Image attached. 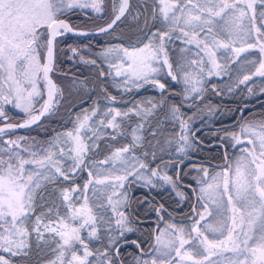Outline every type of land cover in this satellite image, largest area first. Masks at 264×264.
<instances>
[{
	"label": "snow or ice",
	"instance_id": "snow-or-ice-1",
	"mask_svg": "<svg viewBox=\"0 0 264 264\" xmlns=\"http://www.w3.org/2000/svg\"><path fill=\"white\" fill-rule=\"evenodd\" d=\"M158 3L161 5L158 11L167 24V31L157 30L151 33L148 42L134 52L124 49L129 60L126 66L110 59L118 49L107 48L99 55L110 69H117L116 76L124 77L122 82L113 80L117 88L123 87L130 91L131 88L154 85L160 90V102L148 99L146 104L150 107L141 108L137 105L136 115L143 113L145 117L151 116L155 109L167 106V118L179 122V131L175 133L178 140H168L167 143L175 142V150L186 153L192 147L190 137L194 136L190 131L191 122L205 110L209 114L215 111L209 104L205 103L201 107L197 103L204 100L205 72L208 77L213 74L221 75L224 65L220 60L231 59L232 53L238 58L240 53L256 50L261 58L259 61L248 62L258 63V67L251 75H245L239 83L250 80L252 75L264 76V9L259 11L257 17V0H158ZM259 3L264 6V0H259ZM102 4L103 0H0V121H3L0 123V264H20L12 258L30 255L29 237L33 233L36 234L38 247L41 240L48 243L45 232L59 237L54 249L58 250L56 259L48 264H124L120 249L129 242L126 233L135 231L128 214L130 198L127 191H121L125 189V181L133 177L134 180H142L146 187H156L152 177H158L176 190L173 178L162 175L159 166L150 168L146 162L135 157L132 159L136 162L130 163V158L125 153H129L132 147L142 146V137L137 135V129H133L132 145L118 148L105 159L93 162V167L95 163L111 162L117 173L112 178L119 182L112 185V196L108 198L116 227H112L111 219L105 222L108 240L103 250H91L81 235V231L86 229L89 238L99 239L97 216L88 207L87 197L81 207H76L73 203L76 197L71 193L77 192L78 187H66L59 191L60 197L66 202L67 214L60 216L57 212V218L53 220L49 209L48 213L41 211L35 215L34 221L32 219L36 208H43V204L37 203V195H40L41 201L45 200V196L37 191L42 188L40 181L35 179L37 176L53 184L59 177L65 181L71 180L69 172L75 173L77 170L87 169L89 176H92V170L85 160L89 152L99 145L95 140L90 145L87 141L91 137L84 135L82 130L92 132L96 140L101 138V134L94 131V125L90 123L98 109L93 108L90 112L85 110L82 116L78 114L74 129L58 133L46 144L36 141L34 137H5L15 129L30 128L46 114H54L60 103L57 98L59 89L49 74L54 71L57 37L69 32L80 36L91 34L74 28L61 17L73 9L90 8L95 13H102ZM127 8L128 0H121L119 9H113L117 13L115 18L97 31L104 33L112 29ZM153 11L155 14L156 9ZM177 31L182 35L176 39H181L183 44L194 45L196 51L181 48V53L192 52V55H183L174 70L166 43L173 39L172 34ZM238 42L239 47L236 46ZM221 49L225 51L221 53ZM71 51L75 55L78 50L73 48ZM80 59L85 64H97L95 59H86L83 55ZM164 68L168 69L167 75L172 81L182 86L178 93L181 97L179 103H168L163 95L167 91L166 85L158 77ZM105 75H111V72H100L101 77ZM41 82L44 88L39 87ZM213 89L215 90V86ZM45 90L48 98L43 101L37 113V98H42ZM231 90L230 88L229 91ZM217 95L220 93L217 92ZM107 99L115 101L116 98L109 96ZM5 105L18 109L27 118L21 123L11 122ZM181 105L195 107L196 112L185 118ZM131 111L133 109H129ZM128 114L109 106L99 123L118 130L121 125L116 122V117ZM223 139H230L233 147L240 145L241 155L236 157L234 166L230 163L223 173L212 175L210 182L197 181L201 185L197 200L204 205L205 211L208 209V202L223 210V198L227 196L233 213L230 217L231 224L224 219L218 220L215 225L205 224L203 229L213 233L212 236L206 235L200 227V222L205 220V213L194 206L193 212L199 219L193 218L190 231L174 223H169L167 230L157 229L155 244L151 246V257L145 254L137 240H132L131 243L139 249L132 264H185L186 261L203 264V260L209 257L201 258V248L209 255L216 254L213 249L232 253L229 264H264V118L246 120L241 117L239 132L226 130ZM22 153L28 155L24 156ZM144 155L147 156L148 153L145 152ZM155 155L153 151V159ZM61 158L71 160L72 164L67 168L63 167ZM116 162L123 167L116 168ZM140 170L150 172L151 175H145ZM199 170L205 176L209 175L206 168ZM90 183L91 180L85 183L84 189ZM96 183L103 181L97 179ZM56 191L52 190L53 193ZM177 196L184 199L183 192L177 191ZM234 199L239 201V206L234 203ZM161 208L155 209L157 215L161 214ZM192 233H195V237ZM76 245L83 249L82 255ZM185 245L190 247L185 248ZM93 256L95 260H90L89 257Z\"/></svg>",
	"mask_w": 264,
	"mask_h": 264
},
{
	"label": "trees",
	"instance_id": "trees-1",
	"mask_svg": "<svg viewBox=\"0 0 264 264\" xmlns=\"http://www.w3.org/2000/svg\"><path fill=\"white\" fill-rule=\"evenodd\" d=\"M116 2L117 0H104V10L101 15H94L90 11L81 9H73L61 18L68 21L74 28L85 31L94 30L88 28V25L96 21L99 25L98 29L107 25L112 20L115 15L113 9ZM159 7L158 0H130L128 10L111 31L96 36L73 37L64 34L58 37V44L55 49L54 71L51 72V77L59 89L57 98L60 100V103L54 114L46 115L36 126L23 131L14 130L7 133L6 136L24 135L29 138L34 137L36 141L46 144L58 132L65 129L64 126L66 124L67 126L69 125L70 118L79 109L76 107H89L95 101L99 102V99L106 94L105 87H109L105 77L100 76L101 71L96 65H73L70 63L67 59V50L73 47L77 50L88 48L92 51H100L105 45L115 44L116 42L124 44L129 48L140 46L144 42H147L148 36L158 29L156 15L159 13ZM154 9H156L155 14ZM162 28L158 30L167 31V25L164 24ZM172 35L173 39L170 43H172L175 52L181 48H192L190 45L183 44L181 39H176L178 37L177 32H174ZM175 52L171 54L175 62L181 61V57L185 54L188 56L192 55V52L181 53L180 57H177ZM163 95L168 103H179L181 100L179 95H170V99L166 97L165 93ZM40 102H42V99ZM197 103L201 107L205 103L209 104L215 111L209 114L205 110L195 117L190 125V131L194 133V136L190 137L192 147L186 153H182L178 160L169 161L174 163L172 172H174L176 185L185 191V193L183 192L184 199L182 202L177 201L174 196L165 190L156 191L148 189L134 182L129 183L127 186L130 198L128 201V214L135 231L126 234V239L129 242L123 244L120 249L124 264H132L134 256L139 254V249L131 243L132 240H137L144 249L145 254L149 256L151 246L154 244V229L160 223L156 208H161L162 206L160 216L171 218L174 221H178L179 219L188 221L187 218L194 214L192 209L195 206L196 200L194 194L195 182L194 179L190 178L192 171L185 173L183 172V167L191 162L200 164L209 162L212 163L211 166L213 167H220L219 165L228 157L226 153L227 146H223L225 152L216 144L219 141L221 144L226 145V140L220 139V130L238 121L240 116L244 119L255 118L259 120L264 118V92L247 98H240L235 94L217 95L216 91L206 87L203 102L197 101ZM5 110L13 123H19L26 118L25 115L18 114L7 107H5ZM181 110L185 114V118L196 112L195 107H186L184 105H181ZM166 112L167 106L155 109L153 114L148 116V123L143 132L144 139H149L148 134L150 131L152 133L163 131L167 135L175 136V133L179 131V126L176 122L167 118ZM132 122L133 119L128 125L123 124L125 133L129 132V126ZM0 123H3V121H0ZM126 140L117 142L101 141L100 143L103 144L99 147L101 150L99 158L108 153L116 143L122 145ZM87 158L95 159L96 157L91 153ZM85 163L87 164V159ZM179 163L182 164L180 165L179 172H177V165ZM87 171V169L78 170L71 180L61 181L58 179L56 183L63 185L67 182L80 189L87 182ZM52 184L46 182L42 185V190L47 189ZM50 208L52 209L53 205H50ZM97 228L99 239L88 241L90 249L94 252L96 249L103 250L108 240L106 228L101 230L98 225ZM29 243L31 246L29 256L23 258L14 257L12 259L19 261L20 264H40L49 257L51 246L48 243L39 242L38 247L37 240L33 234L29 237ZM112 254L115 255L114 252ZM89 259L95 260V256L89 257Z\"/></svg>",
	"mask_w": 264,
	"mask_h": 264
},
{
	"label": "rangeland",
	"instance_id": "rangeland-1",
	"mask_svg": "<svg viewBox=\"0 0 264 264\" xmlns=\"http://www.w3.org/2000/svg\"><path fill=\"white\" fill-rule=\"evenodd\" d=\"M103 4H104V0H103ZM103 4H102V7L104 9ZM119 5H120V0H117L114 7L118 10ZM255 7L257 9V17H258L259 11L264 9V6H262L259 3V0H257ZM128 8H129V5H128ZM81 10L90 11L94 15L102 14V13H95L90 8L81 9ZM114 14L116 13L114 12ZM156 18L158 21V29H163L162 28L163 25L164 24L167 25V24L163 20L162 15L158 13L156 15ZM160 19H161V23H160ZM98 26H99L98 22L94 21L88 25V28L97 29ZM177 33H178L177 36L180 37L181 33L179 31H177ZM253 39H255V37H253ZM147 42H144L140 46H137V47L133 46L131 48L127 47L124 44L116 42L115 44L105 45L103 49L100 51H92V50H89L88 48H84L83 50H78L75 55L71 51L73 47L67 50V59L73 65H77V64L84 65L85 63L81 62V59H80L81 55H83L86 59H95L97 61L96 66L99 68L100 71H103L105 73L111 72V75L104 76L106 79V83L109 86V87H105V90H106L105 96L99 99L100 100L99 102L95 101L94 103H92L89 107L88 106H84L82 108H80L79 106L76 107L77 109L78 108L79 109L76 111L73 117L70 118L69 125L67 126L66 124L64 126L65 129L58 132V133H63L68 130L74 129L75 127L74 122L76 121L78 114L82 116L85 110H88L90 112L93 108L98 109L97 115L92 118V121H90V123L94 125V131L99 132L101 134V138L99 140H96L92 132H87V130H82L84 135L91 137V139L87 141L90 145L93 143L94 140H95V143L99 145L98 147H94L92 151L89 152L88 154V155H91V153H93L96 158L95 159L86 158L88 168L92 170L91 177L89 176V173L87 171V178H88L87 182L91 180V183L89 184V187L87 189H84V186H83L77 192L71 193V195L73 197H76V199L73 201L76 207H81L82 205H84L85 197H87L88 207L91 208L92 212L97 216V221H98L97 225L100 226L101 230L106 228L105 222L110 219L113 221L112 227L113 228L116 227L114 223L115 217L113 216V213L111 210L112 206L108 203V198L112 196V191H113L112 185L114 183H119V182L115 181L112 178L117 173L113 169V165L111 162L109 164L95 163V167H93V162H98L99 160L105 159V157L110 155L113 151H115L118 148H121L125 145H132L133 144V140H132V130L133 129H137V135H140L142 137V141H141L142 146L132 147L129 153H125V155L129 156L130 163L136 162L135 159H132V157H135L136 159L140 161L146 162L150 168H157V166H159V170L162 175H168L172 177L173 180L175 181L174 172H172L174 168L173 167L174 163H172V161L178 160L180 156L182 155V153L179 154L175 150L176 149L175 142H173L172 144L167 143L168 140H173V141L178 140V136L176 135L170 136L164 133L163 131L156 132L155 135H153L152 131H150L148 134L149 139L146 140L143 138L144 136L143 132L145 131L144 128L146 127L148 123V116L145 117L143 113H141V115H136V110H137L136 106L140 105L141 108L150 107V105L146 104V101L150 98L154 99L157 103H159L161 96H162V93L160 92V90L155 88L154 85H144L143 87L139 89L131 88L130 91L125 90L123 87L117 88L116 86H114L113 80L122 82L124 77L116 76L115 72L117 69H110L108 67V64L105 63L104 58L99 55V53L103 52L107 48L118 49L117 51L112 53L110 59L116 64L122 63L123 65L126 66L129 63V60H128V57L125 55L124 49H127L129 52H134L135 49L143 47V45ZM190 46H192V49L196 51L194 45H190ZM236 46L237 47L240 46L239 42L237 43ZM170 48H173V49H170ZM166 50H167L170 62L173 64V69L175 70L176 65L181 61L175 62L172 59L171 54L175 52V49L174 47H172V43H170V41L166 43ZM224 51H225L224 49L220 50L221 53H223ZM228 51L230 52V49ZM180 54H181L180 49L175 52V55L177 57H180ZM231 56H232L231 59H228V60L222 59L219 61L221 64L224 65V69L221 71V75L213 74L211 77H208L207 72L203 74L204 80H205V87H208V88H211V90H214L213 86H215L214 91L219 92L220 94H223V95L235 94L237 95V97H240V98H247L252 95L253 96L257 95L260 92L261 93L264 92V76L252 75V78L250 80L246 81L243 84L239 83V81L242 80L245 75H251L252 73L255 72L256 67H258V63L253 64V63H249L248 61H252V60L259 61V59L261 58L260 53L256 50H249V51L240 53L238 58L235 56L234 53H232ZM167 71L168 69L164 68L163 73L160 74L158 78L160 82L166 85L167 91L165 92V94H166V97L170 99V95L172 96L178 95V93L181 91L182 86L173 82L171 77L167 75ZM39 87L43 88V82L40 83ZM230 88L232 89L231 91H229ZM249 89H251L252 91L249 92ZM109 96L115 97L116 98L115 101H109L107 99V97ZM41 99L43 100V98H40V97L37 98L38 103L35 105L36 111L40 109ZM109 106L116 108L121 113H124V112L129 113L128 116H117L116 117V122L121 125L120 129L118 130L113 129L111 127H107L106 125H101L99 123L100 119L103 118L102 114L107 110V107ZM4 107H7L8 109H12V111H16L18 114L25 115L23 112L19 111L18 109L13 108L11 105H5ZM129 109H133V111L129 112ZM112 115H115V113H112ZM110 118L111 117H109V119ZM132 119H133V122L129 126V132L127 131V133H125L123 130V124L125 123L128 125L129 123H131ZM239 119H241V116L239 117ZM253 119L255 118H247L246 120H253ZM240 122L241 120L238 123H236V125H231L227 128L221 129V131L219 132L221 135L220 139H222V137L225 136L226 130L227 131L235 130L238 133ZM176 123L179 126V122L177 121ZM141 125H143V127H141ZM17 136H24V135H8L5 138L15 139ZM113 136H115L116 138L113 139L112 138ZM125 139L127 140L124 144L120 145L119 143H116L114 146H112L113 148L108 153H106L105 155L99 158L100 156L99 154L101 151L99 147H101L100 145L103 144V143H100L101 141L117 142V141H121ZM224 140H226L225 141L226 146H227L226 153L228 154V157H227L228 160H227L226 166L213 167L209 163L200 164V163L191 162L183 167V172L185 173L192 171L191 173L192 175L190 176V178L194 179V182H195V188H194L195 198H196L195 206L197 207L199 211H204L205 213V220L200 222V227L203 231H205V234L209 236H212L213 233L207 232L205 229H203V225L205 224L215 225V223L221 219H224L226 220L228 224H231L230 217L233 215L228 205L227 196H224L223 198V202H224L223 210L219 209L215 204L208 202V209L207 211H205L204 205L201 203H198V200H197L199 189L201 187V185L197 181L199 180L205 183L210 182L212 175H215L216 173H223L224 169H226L230 163L233 164L234 166L236 157L241 155V153L239 152L240 145L233 147L230 139H224ZM249 147L251 146L249 145ZM58 151L59 150L57 149V152ZM153 151H155V154H156L155 159H153V156H152ZM145 152L148 153L147 156L144 155ZM22 155L27 156L28 154L22 153ZM61 159H62V165L65 168L69 167L72 164L71 160H68L66 158H61ZM170 160L172 161L169 162ZM27 167H32V166H27ZM122 167L123 166L119 162H116V168H122ZM137 168H138V165H137ZM203 168H206L208 170V173H209L208 176H205L203 171L199 170ZM140 171L144 173L145 175H148V176L151 175L150 172H147L145 170H140ZM76 172H78V170ZM75 173L69 172V175L72 177ZM35 179L40 181L42 185L47 182V181H44L42 177H39V176H37ZM58 179H60L61 181H65L62 179V177H59ZM97 179L103 181V183H96ZM152 179L157 185L156 187H151V186L146 187L144 186V183L142 180H134L133 177H129L128 181H125V189H121V191H127V194H128L127 186L129 182L131 181L141 186H144L145 188H148V189H153L156 191L165 190L169 192L172 196H174L175 199H177V201L182 202L183 199L177 196V191L185 193L184 189H181L176 185V190H173L170 184L165 183L164 181L160 180L158 177H152ZM66 187L70 188V187H76V186L71 185L67 182L63 185L55 183V184L49 185L47 189L42 190L41 188L37 190L38 193H42L45 196V200L41 201L40 195L39 194L37 195L36 197L37 203L38 205L43 204V208L39 206L36 208V212L33 214V217H32L33 221L35 219V215L39 214L41 211L48 213V210L51 209L50 205H53V208L51 209V212L49 213V215L51 216L53 220L57 218L56 216L57 212H59L60 216H64L65 214L68 213L66 202L63 201V199L59 195V191ZM53 189H56L57 191L53 193L52 192ZM49 193H52V194L49 195ZM233 197L235 198V192H233ZM113 199H115V197H113ZM234 203L239 206V201H236L234 199ZM192 217L194 219H199V216L195 212L192 216L189 217V219H187L188 221H183L181 219L178 221H174L171 218L162 217L159 215L158 218L160 220V223L154 229V244H155V235L157 233V229L167 230V225L169 223H174L177 226L185 227L186 231H190L192 227V221H193ZM29 228H31V224H29ZM33 235L36 238V234L33 233ZM81 235L84 237L87 243L89 240H91V238L88 237V232L86 229L81 231ZM192 236L195 237V233H192ZM45 239L49 241L48 244L51 246L50 255L48 258L43 260L40 264H48L49 261L55 260L58 254V250L54 251V249H56V241H58L59 237L54 236V234L52 233L45 232ZM40 242H44V241L41 240ZM76 247L80 249V254L82 255L83 249L81 248V246L76 245ZM188 247H190V245H185V248H188ZM200 251H201V258L203 256L209 257L207 260H203V264H229V258L232 256V253L222 251L219 249L212 250L216 252L215 255H209V253L203 251V248H201ZM149 252L150 254L148 257H151V255L153 254L152 249ZM185 264H191V261H186Z\"/></svg>",
	"mask_w": 264,
	"mask_h": 264
},
{
	"label": "water",
	"instance_id": "water-1",
	"mask_svg": "<svg viewBox=\"0 0 264 264\" xmlns=\"http://www.w3.org/2000/svg\"><path fill=\"white\" fill-rule=\"evenodd\" d=\"M120 5H121V0H120ZM120 5H119V7H120ZM128 5H129V0H128ZM118 9H119V8H118ZM127 9H128V8H127ZM127 9H126V11H127ZM126 11H125V13H126ZM116 14H117V13H116ZM116 14H115V15H116ZM123 16H124V15H123ZM123 16H122V17H123ZM122 17H121V19H122ZM114 18H115V16L113 17V19H114ZM113 19H112V20H113ZM121 19H120V20H121ZM112 20H111V21H112ZM120 20H118V21L116 22V24H117ZM65 21H66V20H65ZM111 21H110V22H111ZM66 22H67V21H66ZM110 22H109V23H110ZM116 24H115V25H116ZM115 25H114V26H115ZM105 26H106V25H105ZM114 26H113V28H114ZM103 27H104V26H103ZM113 28H112V29H113ZM112 29H109L107 32L111 31ZM84 31H85V30H84ZM88 32H90L91 34H90V35H87V36H96V35H101V34H105V33H107V32L100 33V32L97 31V29L92 30V31H88ZM67 34H69L70 36H73V37H85V36L76 35V34H74L73 32H69V33H67ZM58 37H59V36H58ZM58 37H57V38H58ZM49 75H50V77H51V73H50ZM51 79H52V78H51ZM52 80H53V79H52ZM53 82H54V81H53ZM47 98H48V97H47V91L45 90V91H44V99H43V101L46 100ZM39 110H40V109H39ZM38 112H39V111H38ZM38 112H37V113H38ZM46 115H47V114H46ZM46 115H45V116H46ZM45 116H42L41 119H40V121H41L42 118L45 117ZM40 121H38L36 124H33L31 127L37 125ZM21 122H23V121H21ZM21 122H19V123H21ZM31 127H30V128H31ZM26 129H29V128H25V129H15V130H20V131H22V130H26ZM225 165H226V160L224 161V163L222 164V166L224 167ZM177 167L179 168V166H177Z\"/></svg>",
	"mask_w": 264,
	"mask_h": 264
},
{
	"label": "flooded vegetation",
	"instance_id": "flooded-vegetation-1",
	"mask_svg": "<svg viewBox=\"0 0 264 264\" xmlns=\"http://www.w3.org/2000/svg\"><path fill=\"white\" fill-rule=\"evenodd\" d=\"M240 120H241V119H238L237 122L227 125L226 128L229 127V126H231V125H236V123H238ZM220 131H221V130H220ZM216 144H218V145L221 147V149H222L223 151H225L224 147L222 146V144H221L219 141H217ZM225 152H226V151H225ZM225 160H226V162H227L228 159H225ZM181 164H182V163H181ZM219 166H221V165H219ZM179 168H180V166H179ZM195 201H196V200H195ZM192 211H193V209H192ZM193 213H194V212H193ZM192 218H193V217H192ZM187 219H189V218H187ZM179 220H180V219H179Z\"/></svg>",
	"mask_w": 264,
	"mask_h": 264
}]
</instances>
